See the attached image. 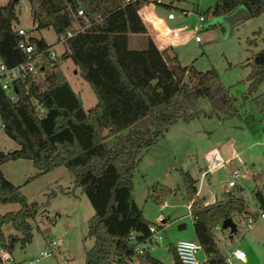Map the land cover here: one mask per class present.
Instances as JSON below:
<instances>
[{
    "label": "trees",
    "instance_id": "obj_1",
    "mask_svg": "<svg viewBox=\"0 0 264 264\" xmlns=\"http://www.w3.org/2000/svg\"><path fill=\"white\" fill-rule=\"evenodd\" d=\"M26 1L33 30L50 28L56 42L66 31L70 35L63 38L65 50L58 56L50 59L43 54L36 76L14 84V100L0 89L1 130L17 145L0 151V166L17 159L30 161L36 172L26 182L58 166L71 174L73 186L93 210L86 221V235L93 241L84 251V264H161L147 249L141 253L135 250L134 243L148 235V225L153 222L143 217L141 206L132 197L133 171L143 152L176 121L186 123L198 116L220 118L219 109L229 111L228 116L235 115L227 88L213 68L198 71L192 64L181 66L176 56L166 52L170 46L158 50L148 36L143 48L127 47L129 33L146 34L138 10L156 4L152 0ZM17 2L0 4V59L6 66L24 57L17 46L21 39L15 26ZM239 6H244L250 17L264 13V0H217L200 14L204 18L227 15ZM77 10L82 15H77ZM151 21L164 31L158 20ZM261 39L263 46L245 63L249 67V93L264 84V37ZM26 42L38 50L49 46L42 37L28 34ZM65 58L70 59L95 97L89 109H83L79 95L59 68ZM261 96L257 103L264 116V92ZM203 100L209 103L207 111L200 109ZM180 176L184 198L191 201L192 232L205 256L204 264H226V254L218 246L213 228L227 217L247 218L251 215L249 205L232 193L204 205L189 173L181 170ZM252 179L255 198L264 207V170ZM148 193L152 201L161 203L176 189L154 182ZM0 203L17 205L16 210L0 214V256L6 253L9 260L15 244L22 248L30 242L29 220L38 205L27 201L1 169ZM4 223H9L15 233L4 235ZM168 249L178 264L172 245ZM0 264L7 262L0 257Z\"/></svg>",
    "mask_w": 264,
    "mask_h": 264
},
{
    "label": "rangeland",
    "instance_id": "obj_2",
    "mask_svg": "<svg viewBox=\"0 0 264 264\" xmlns=\"http://www.w3.org/2000/svg\"><path fill=\"white\" fill-rule=\"evenodd\" d=\"M6 0H0L3 4ZM168 0H164L167 3ZM217 0H200L192 3L180 0L188 9L186 14L181 10L159 7V14L168 31L175 38L171 50L181 66L192 64L196 70L205 71L213 68L218 72L221 83L227 88L237 113L228 116L229 111L218 110L220 118L198 116L189 122L180 120L169 125L153 146L143 152L141 159L133 171L132 197L141 206L143 217L155 222L161 215L165 219L160 244H152L147 250L161 264H174L169 245L178 239L193 240L191 221L186 215L187 203L181 187L180 171H186L194 180L198 197L203 200L224 199L231 192L247 205H257L253 193L255 185L252 176L264 170V116L257 102H261L264 84H260L254 93L248 92L246 79L249 67L247 60L262 46L264 37V13L237 21L232 28L219 21L221 16H207L203 27L194 30L197 24L198 11L204 10ZM193 7V8H192ZM192 8V9H191ZM16 27L27 30L30 36L41 35L50 42L59 55L62 47L50 28L35 31L29 18L26 0H18L16 4ZM171 12L172 20L166 19ZM157 27V26H156ZM158 28V27H157ZM176 37H175V36ZM194 35L200 39L194 41ZM141 37V34H128ZM251 40V41H250ZM132 42H129L128 48ZM167 48V47H166ZM59 68L71 88L85 99V94L93 95L88 84L78 75L73 74L76 67L69 58L63 59ZM94 97V96H92ZM209 103L203 100L200 109L209 110ZM17 148V145L2 132L0 128V151ZM219 154L224 165L200 174L206 169V157ZM0 169L5 177L14 185L27 201L38 205L31 225V239L24 247L15 244L9 262H26L35 258L39 251L45 249L48 239H61L62 244L53 253L39 257L33 264H59L64 256L68 264H84V251L92 245V238L86 235V221L93 210L79 188L73 186L71 174L62 166L30 179L36 170L28 160L17 159L1 164ZM232 174V176H231ZM233 180L234 187H227ZM154 182L176 189L164 197L161 203L150 199L148 187ZM180 188V189H179ZM14 203L1 204L0 214L16 210ZM236 224V232L230 234L229 229L214 232L217 244L225 254L233 250L245 252L247 263L264 264V221L258 219L251 228L246 225V217H232ZM182 228H178L179 225ZM4 235L15 231L9 223L1 225ZM198 258L202 257L199 253Z\"/></svg>",
    "mask_w": 264,
    "mask_h": 264
},
{
    "label": "built area",
    "instance_id": "obj_3",
    "mask_svg": "<svg viewBox=\"0 0 264 264\" xmlns=\"http://www.w3.org/2000/svg\"><path fill=\"white\" fill-rule=\"evenodd\" d=\"M156 4H159L161 0H152ZM192 3H197L200 0H189ZM153 4V3H150ZM77 15H82L81 10L76 11ZM173 15L169 11L166 14V19H172ZM205 18L198 11L197 24L194 26V30L196 31L199 28L203 27V23ZM18 35L21 36V39L18 41V48L23 53V60L19 63H16L13 66H6L0 59V89L7 95L8 99L14 100L16 97V91L14 88V84L16 82H24L30 76H36L38 74L39 62L43 57V54H46L48 58L53 59L58 56V54L54 51L52 45H49L44 50H38L33 45L26 42L27 30L18 27L17 28ZM70 32L66 31L63 36L59 38V45H61L62 50L61 53L65 50L62 40L64 37L69 36ZM194 41L199 42L200 39L197 35H194ZM1 128V125H0ZM224 160L219 154H212L206 157V169L200 174V177H203L207 172L217 169L224 165ZM232 176V174H231ZM236 184L233 180H229L227 182V187H234ZM197 194V191H196ZM263 198H264V189H263ZM191 201H188L185 204L186 207V215L192 221L194 219V215L191 212L190 208ZM249 211L251 213L250 216L247 217L246 225L248 228H251L256 220L260 219L264 221V207H261L259 203L254 206H249ZM255 215V217H254ZM165 219L159 215L155 222L148 225V235L143 238L140 242H135V250L138 253H141L143 249H148L152 244H160L162 241V231L164 228ZM221 230V222L216 227L213 228V232ZM130 239L134 242L133 235L130 236ZM62 244V240L56 239H48L46 243L45 249L38 252L35 258H30L24 263L20 264H33L39 257H45L53 253V250L58 248ZM172 245L174 254L178 261V264H204L205 256L202 254L199 244L195 239L187 240V239H178ZM201 253L202 257L198 258V254ZM1 259L6 260L7 264H18L17 262H9L6 253L1 254ZM246 255L242 250H234L230 254H226V264H243L245 262ZM59 264H68L67 259L62 256L60 258ZM131 264V262H130Z\"/></svg>",
    "mask_w": 264,
    "mask_h": 264
},
{
    "label": "crops",
    "instance_id": "obj_4",
    "mask_svg": "<svg viewBox=\"0 0 264 264\" xmlns=\"http://www.w3.org/2000/svg\"><path fill=\"white\" fill-rule=\"evenodd\" d=\"M182 1V0H181ZM6 2V1H5ZM4 2V3H5ZM198 3V2H197ZM166 4H169L170 6H166ZM158 6H163L165 9L167 10H170L172 8H176L178 10H181V12L183 14H186L188 12V9L185 8L180 0H168L167 3L164 2V0H161V3L160 4H157ZM157 5H154V4H146V5H143L139 10H138V14L144 24V27L146 29V34H141L142 37H143V41L145 43V39H146V36H148L152 42L154 43V45L156 46V48L158 50H162L166 47H171V44H172V41L175 39L173 38L172 36H169L167 34V27L166 25L164 24L163 22V19L162 17L160 16V12H159V7H157ZM193 8V7H192ZM191 8V9H192ZM200 11V10H199ZM167 14V13H166ZM174 18V17H173ZM172 18V19H173ZM172 19H168V20H172ZM151 20H158L164 27V31L160 30L159 28L156 27V24H154L156 21H151ZM40 31V30H39ZM175 36V35H174ZM34 37H42L43 40L51 45L53 44L50 43V42H47L43 36L41 35H37V36H34ZM176 37V36H175ZM141 37H137V36H133L131 39H129L127 37V46L129 45V42H132V45L131 47L133 48H129V49H136L135 47H142L143 43L140 39ZM145 45V44H144ZM74 75H78V72H77V69L73 70L72 71ZM87 84V83H86ZM71 87V86H70ZM73 90V89H72ZM74 91V90H73ZM76 92V91H74ZM78 95L79 93L76 92ZM93 94V93H92ZM94 96V95H92ZM91 95L89 94H85V99H83L80 95V99H81V105L83 107L84 110L86 109H89L91 108L94 104H95V97H92ZM256 175V174H255ZM5 176V175H4ZM227 186V185H226ZM231 192H228V194H230ZM197 196H199L198 194H196ZM218 200H221V199H218ZM213 202H216V199L214 200H203V204L206 205V204H210V203H213ZM182 225V224H181ZM234 251V250H233ZM247 259H245V262L244 263H247ZM243 263V264H244Z\"/></svg>",
    "mask_w": 264,
    "mask_h": 264
},
{
    "label": "water",
    "instance_id": "obj_5",
    "mask_svg": "<svg viewBox=\"0 0 264 264\" xmlns=\"http://www.w3.org/2000/svg\"><path fill=\"white\" fill-rule=\"evenodd\" d=\"M249 15L248 10L244 6H239L236 9H234L231 13L227 15H222L219 18V21L224 22L228 25L229 28H232L233 25L244 18H247ZM166 52L170 57H174V53L171 52L169 48L166 49ZM183 225H179L178 228H182ZM221 229H229L230 234L236 232V224L233 221L232 217H227L222 220L221 222Z\"/></svg>",
    "mask_w": 264,
    "mask_h": 264
}]
</instances>
